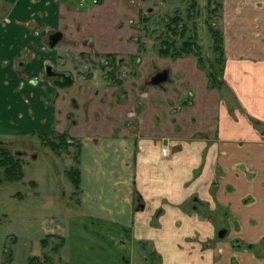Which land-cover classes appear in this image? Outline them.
Instances as JSON below:
<instances>
[{
	"label": "crops",
	"instance_id": "1",
	"mask_svg": "<svg viewBox=\"0 0 264 264\" xmlns=\"http://www.w3.org/2000/svg\"><path fill=\"white\" fill-rule=\"evenodd\" d=\"M75 3H9L7 19L0 22V143L10 148L27 143L23 138L33 134L67 135L82 146L80 170L84 153L95 152L84 151L88 145L97 148L98 155L88 156L85 167L99 165L105 175L115 173L118 163L124 165L128 175L118 179L124 199L145 201L141 210L133 204L137 236L151 234L141 221L151 201L157 204L152 214L160 205L168 208L161 210L169 218L166 226L156 231L162 233L158 248L167 254L161 264H264L250 250L229 249L220 256L185 237L214 233L212 225L199 220L210 211H217L215 224L239 228L247 244H257L264 235V0H223L219 28L224 61L213 87L193 55L178 59L142 55L144 42L133 25L142 21L139 0H101L88 10ZM38 20L63 33L56 48H45L40 34L29 33L28 23ZM23 52L30 55L25 62L19 60ZM71 55L90 63L98 59V64L109 55L124 58L127 64L137 57L138 75L108 81L100 65L85 74L69 63ZM51 64L73 72L75 84L64 89L52 85L46 77ZM155 69L169 73L166 84H150L159 73ZM165 143L173 151L170 159L161 154ZM104 144L114 149L105 165L98 158ZM83 174L81 170L82 179ZM92 177L88 173L87 179ZM194 197L208 207L190 214L182 207ZM178 231L183 235L165 242L167 234ZM233 256L240 258L239 263L232 261Z\"/></svg>",
	"mask_w": 264,
	"mask_h": 264
},
{
	"label": "rangeland",
	"instance_id": "2",
	"mask_svg": "<svg viewBox=\"0 0 264 264\" xmlns=\"http://www.w3.org/2000/svg\"><path fill=\"white\" fill-rule=\"evenodd\" d=\"M143 1L145 4H142ZM10 2L0 0V22L7 19V10L12 6ZM211 2L212 0H197V10H192V0H139L143 22L138 24L133 21V25L138 28V38L144 42L142 55L160 57L158 52L169 38L168 26L162 18L170 20L181 15L183 21L180 26L187 23L190 27L196 25L198 28L199 37L196 41L203 50L200 48L198 51L202 56L214 60L217 55L212 47L214 36L210 32V23L217 21L219 13L210 12L211 8L217 7ZM74 3L77 8L88 10L98 6L101 0L95 6L92 3L86 5L82 0H74ZM148 8L152 10V17L145 20L149 15ZM188 13H194L195 18H187ZM41 22L28 23L29 33L32 32L33 36L35 33L40 34L44 47L49 48V37L54 30ZM146 23L148 24L144 26ZM172 37L175 38L172 39L176 41L178 49L188 38L194 39L192 32L186 33L185 36ZM22 54L23 57L19 60L25 62L30 55L28 52ZM97 62L98 59L94 63H88L89 70L86 74L92 70L97 71ZM138 66L139 63H133L132 66L125 64L124 75H138ZM155 71L159 72L161 69H155L153 72ZM218 71L220 68L215 72L219 73ZM41 138L42 135L33 134L23 138L27 143L10 147L25 163L24 178L18 182H4L0 185V264H29L33 257L38 258L36 264H161V256L164 261L167 260V254L158 248L162 247L159 242L162 233L159 232L169 219L161 210L168 209L167 206L160 205V209L152 214L157 204L151 201L149 213L144 212L141 220L145 222L151 234L137 236L133 232V226L139 222L136 221L137 217L134 219L138 212L134 211L133 204L139 210L141 206L145 207V201H136V197V200L131 199L129 202L124 199L125 190L118 180L128 175L124 165L118 163L115 173L109 171L105 172V175H102L104 170L99 165L85 167L88 156L98 155L97 148L86 146L84 151L90 148L95 152L84 153V166H81L84 174L80 189H77L67 175L73 166L78 167L75 149H71L69 153L61 150L59 154L45 146ZM164 146L168 147L167 144ZM102 147L104 149L98 158L105 165V160L109 159L114 149L106 144ZM121 153L123 154L122 151ZM118 166L121 168L118 169ZM90 172L93 177L88 180L87 175ZM135 174L136 171L131 169L130 176L134 177ZM178 223L179 221L176 225ZM222 226L217 224L219 228ZM179 235L183 234L179 231L173 235L167 234L165 242L170 243ZM185 237L189 239L191 236L187 234ZM62 243V248L55 251L54 246ZM154 247L159 253L152 249ZM223 251L225 255L227 249ZM249 252H252L256 260H259L256 255L259 252V258L264 260V242ZM237 259L240 258L235 256L232 261L236 263Z\"/></svg>",
	"mask_w": 264,
	"mask_h": 264
},
{
	"label": "flooded vegetation",
	"instance_id": "3",
	"mask_svg": "<svg viewBox=\"0 0 264 264\" xmlns=\"http://www.w3.org/2000/svg\"><path fill=\"white\" fill-rule=\"evenodd\" d=\"M82 2H84L86 5L89 3H92L90 0H82ZM99 0H97V4H98ZM142 3V2H141ZM88 4V5H89ZM93 4V3H92ZM97 4H93L94 6L97 5ZM142 4H145V2L143 1ZM211 4H215L217 5L216 8H211L210 12L213 14L215 12H217L218 16H217V21H213L211 22V27H210V32L212 34V36H224L223 35V32L222 30H220L219 28V21L222 17V11H223V0H212ZM91 7V6H90ZM197 7H198V3H197V0H192V5H191V8L192 10H197ZM149 9V15L146 16L145 20L146 19H149L151 18L152 16L150 14H152V10L150 8ZM151 12V13H150ZM149 17V18H148ZM187 18L189 19H193L195 18L194 17V13L191 14V13H188V16ZM164 19V22H166V25L168 26V35H169V38L167 39L170 43L173 42L175 38H173L172 36H185L186 33H190L192 32L193 33V36H194V39H191V38H188L187 40H185L181 46L185 45L187 42H190V43H193V46L195 48L194 51H197L201 48V46L199 47L196 41V39L199 37L198 35V28L196 27V25L190 27L188 26L187 23H184L182 26H180V24L182 23V16L181 15H177L173 18H171L170 20L167 19V18H162V20ZM144 20V18H143ZM143 22V21H142ZM141 22V23H142ZM140 23V24H141ZM149 23V22H148ZM148 23L144 24V26H146ZM54 33V31H53ZM52 33V34H53ZM173 38V39H172ZM212 43H213V50H214V46H215V39L213 37L212 39ZM49 44V42H48ZM59 45V44H58ZM57 45V46H58ZM56 46V47H57ZM55 47V48H56ZM50 48V47H49ZM51 49V48H50ZM54 49V48H53ZM143 51V49H141ZM201 51L202 48L200 49ZM200 52V51H199ZM215 52V51H214ZM216 54V53H215ZM190 55H193L195 57H197L195 54H188V55H185V56H190ZM200 55L201 57L204 59V61H206L208 67L210 68H213V63L212 61L214 60H210L211 58H206L205 56H202V53L200 52ZM198 58V57H197ZM199 60V65L200 67L205 70L201 64H200V59L198 58ZM68 61L69 63L71 64H75L76 66L80 67L86 74V71L89 70V66H88V63L89 62H86L80 58H75L74 56H69L68 57ZM133 63L135 64H138L139 61H138V58L137 57H133L129 60V63L128 65L132 66ZM63 62H61L60 65H62ZM127 64V60L124 59V58H118L117 57V62H116V65L114 66L110 61H108L107 57L105 58V60H102L99 65L101 67V69L105 72V75H106V78L108 77V81L109 80H114V81H121V80H126V79H129L130 77H133V75L131 76V74H126L124 75L123 73V66ZM13 68L15 69V66H13ZM106 70H108L106 72ZM50 72V74H49ZM112 72L114 74H112ZM164 72V71H162ZM208 72V71H207ZM161 73V72H159ZM157 73V74H159ZM156 74V75H157ZM70 76L72 77L73 79V84L70 86L72 87L74 84H75V81H76V77L74 75L73 72H69V71H66V72H63V71H59L56 69V66H54L53 64L50 65V67L47 69V72H46V77L51 79V84L54 85L55 87L57 88H61L59 87L58 85H56V81H60V80H63V77L62 76ZM155 75V76H156ZM155 76L151 79V82L150 84L152 86H162V85H154L153 84V80L155 78ZM79 78H81L80 74H78ZM24 81H29V78H27L26 76H24ZM82 78H85V76H82ZM35 81H33L34 83ZM64 89V88H63ZM145 94H141V96L143 97ZM163 141H166V140H163ZM170 140L168 139L167 142H169ZM70 144H74L75 141H69ZM166 144V143H165ZM165 144H162L161 145V154H162V157L165 158V159H170L172 158V155H173V151H172V148L169 146V144L167 143L168 145V155H164L163 153V148L166 147L164 146ZM73 149V148H72ZM215 186H217V182L214 183ZM140 205V204H139ZM141 206V205H140ZM208 207V204L207 203H204L199 197H194L192 201H190L187 205H185V207H182L183 209L187 210L190 214H193L194 212H197L199 211L201 208H206ZM139 208V207H138ZM141 209H144L142 208V206L139 208V210ZM217 211H210V212H204L205 214L204 215H200L199 216V220H203L204 222H208L210 225H212L214 228V233L213 234H201V233H195L193 236H191L189 239H186L187 242H194L192 241L196 239L197 242H199L201 245H202V248L204 251H207V250H216V252L219 253V255H224V251L225 249H227V251L230 249V250H253L257 245H260V243H263L264 242V237L262 236L257 244H247V242L243 239L242 237V234H240L239 231V228H236L235 226L231 225L230 223H223L222 227L219 228L217 227V224H215V214H216ZM227 211L225 212V216L227 217L228 214ZM225 217V219H226ZM178 227H182V224L181 222L178 223L177 225ZM222 233H225V237L224 238H221V234ZM156 252V251H155ZM259 252H257V257L258 259L259 258ZM159 256V254H158ZM235 259V256L232 257V259ZM161 260H162V257H161Z\"/></svg>",
	"mask_w": 264,
	"mask_h": 264
},
{
	"label": "trees",
	"instance_id": "4",
	"mask_svg": "<svg viewBox=\"0 0 264 264\" xmlns=\"http://www.w3.org/2000/svg\"><path fill=\"white\" fill-rule=\"evenodd\" d=\"M11 3H14L16 0H10ZM215 39V46L214 51L217 55V57L212 61L213 68L208 67L206 61L201 57L200 52L194 51L195 48L193 46V43L187 42L185 45L181 46L179 49L176 47V41L169 42L166 40L163 43V46L160 48V51L158 52L160 56L168 57L171 56L172 58L178 59L188 54H195L200 59L201 66L208 70L209 77L212 82V87L216 86L218 83V77L217 73L215 72L218 70L219 66L223 65V51H222V43H223V36H214ZM219 55V56H218ZM108 61H110L114 66L117 62V57L115 56H107ZM112 74H114L112 72ZM42 143L50 147L54 152L59 153L61 150H63L66 153H69L72 148L75 149L77 155H76V162L78 167L74 168L73 166L68 172L67 175L73 182L74 186L77 189H80L81 185V170H80V158L82 155V146L79 142H76L75 140H72L67 135H61L58 137H48L43 136L41 138ZM75 141L74 144H70L69 141ZM24 161L22 158L17 157L12 150L6 146L4 143H0V185H2L4 182H18L23 180L24 178ZM63 246V243L54 246L55 251L61 249ZM38 261V258L33 257L30 259L29 264H36Z\"/></svg>",
	"mask_w": 264,
	"mask_h": 264
},
{
	"label": "water",
	"instance_id": "5",
	"mask_svg": "<svg viewBox=\"0 0 264 264\" xmlns=\"http://www.w3.org/2000/svg\"><path fill=\"white\" fill-rule=\"evenodd\" d=\"M63 40V33L62 32H54L49 37V47L51 49L55 48L61 41ZM50 74V72H49ZM63 80L56 81V85L61 88L70 87L73 84V79L70 76H62ZM169 81V73L167 71L161 72L157 74L153 80L154 85H162ZM225 237V233L221 234V238Z\"/></svg>",
	"mask_w": 264,
	"mask_h": 264
},
{
	"label": "built area",
	"instance_id": "6",
	"mask_svg": "<svg viewBox=\"0 0 264 264\" xmlns=\"http://www.w3.org/2000/svg\"><path fill=\"white\" fill-rule=\"evenodd\" d=\"M93 4H97V0H90ZM168 152H169V150H168V147L166 146V147H164L163 148V153H164V155H168Z\"/></svg>",
	"mask_w": 264,
	"mask_h": 264
},
{
	"label": "clouds",
	"instance_id": "7",
	"mask_svg": "<svg viewBox=\"0 0 264 264\" xmlns=\"http://www.w3.org/2000/svg\"><path fill=\"white\" fill-rule=\"evenodd\" d=\"M147 93H145V95H146Z\"/></svg>",
	"mask_w": 264,
	"mask_h": 264
}]
</instances>
